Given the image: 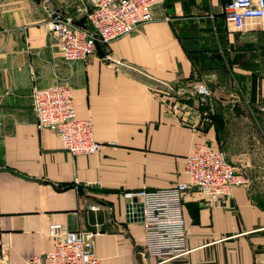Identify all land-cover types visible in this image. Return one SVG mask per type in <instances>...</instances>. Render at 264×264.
<instances>
[{"label":"crops","instance_id":"1","mask_svg":"<svg viewBox=\"0 0 264 264\" xmlns=\"http://www.w3.org/2000/svg\"><path fill=\"white\" fill-rule=\"evenodd\" d=\"M229 1L166 0L153 21L69 62L48 24L71 18L89 28V0H0V169L39 180L0 172V264L48 252L53 223L96 232L102 264H158L146 258L143 222L131 218L123 194L186 182V157L197 144L223 142L235 120L245 145H264L256 137L264 124V19L236 29L223 18ZM34 76L41 89L73 90L76 116L92 120L103 144L99 154L73 156L38 127ZM200 84L207 100L195 93ZM202 202L189 191L187 251L161 264H264V206L251 188Z\"/></svg>","mask_w":264,"mask_h":264},{"label":"built area","instance_id":"2","mask_svg":"<svg viewBox=\"0 0 264 264\" xmlns=\"http://www.w3.org/2000/svg\"><path fill=\"white\" fill-rule=\"evenodd\" d=\"M165 1L89 0L86 17L91 29L77 26L71 18H59L49 22V34L64 60L85 61L95 53L99 42L110 44L153 21V10ZM223 18L236 29L243 28L248 20H263L264 0H230L224 7ZM195 93L201 101L210 96L203 84L196 87ZM31 98L38 127L57 134L68 153L91 156L103 150V144L94 136L92 120L76 116L71 88L41 89L34 76ZM184 172L186 182L123 194L131 206L128 209L131 218L136 214L143 222L145 256L158 264L171 262L187 251L185 200L189 191L199 192L202 203L211 205L220 198L230 200L236 188L249 186L245 174L209 143L195 146L185 159ZM132 207H137V211ZM48 235L52 248L45 254L21 262L6 260L3 264H102L94 253L96 232L71 231L61 223H53Z\"/></svg>","mask_w":264,"mask_h":264},{"label":"rangeland","instance_id":"3","mask_svg":"<svg viewBox=\"0 0 264 264\" xmlns=\"http://www.w3.org/2000/svg\"><path fill=\"white\" fill-rule=\"evenodd\" d=\"M89 29H91L90 26ZM261 120H264V115L262 118L260 117ZM231 129L233 132L228 134L226 139L219 145H215L214 148L222 151L227 160L245 174L254 200L264 206V145L261 143V146L258 145L254 149H250L248 144L245 145L241 141L242 135L237 120ZM256 137L264 139V124H260Z\"/></svg>","mask_w":264,"mask_h":264},{"label":"water","instance_id":"4","mask_svg":"<svg viewBox=\"0 0 264 264\" xmlns=\"http://www.w3.org/2000/svg\"><path fill=\"white\" fill-rule=\"evenodd\" d=\"M0 172L10 173V174H13V175H15V176L21 178V179L28 180V181H39V180H34L33 178H29V177H27V176H25V175H23V174H21V173L15 171V170H13V169H10V168H1V169H0ZM79 190L82 192V191H83V187L80 186V187H79ZM135 202H136V200H135ZM130 207H131V206L129 205V206H128V209H129ZM132 208H133L135 211H137V210H136L137 207H132ZM129 211H130V210H129ZM133 217H134V220H141L140 218H138V216H137L136 214H135Z\"/></svg>","mask_w":264,"mask_h":264}]
</instances>
